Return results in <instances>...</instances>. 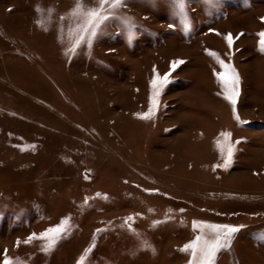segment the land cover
Instances as JSON below:
<instances>
[{
    "label": "rangeland",
    "instance_id": "1",
    "mask_svg": "<svg viewBox=\"0 0 264 264\" xmlns=\"http://www.w3.org/2000/svg\"><path fill=\"white\" fill-rule=\"evenodd\" d=\"M74 2L0 0V254L14 264H188L179 249L201 223L240 229L216 264H264V0H189L187 30L168 0H126L118 16L134 22L133 38L113 19L71 52ZM229 33L239 36L231 49ZM208 51L238 72L245 123ZM166 73L154 117L140 119L150 82ZM222 132L235 146L227 168L215 167ZM65 218L70 231L51 251L24 243Z\"/></svg>",
    "mask_w": 264,
    "mask_h": 264
},
{
    "label": "snow or ice",
    "instance_id": "2",
    "mask_svg": "<svg viewBox=\"0 0 264 264\" xmlns=\"http://www.w3.org/2000/svg\"><path fill=\"white\" fill-rule=\"evenodd\" d=\"M168 2L173 11L181 18L185 30L189 29L192 25L191 17L188 12L189 0H168ZM205 3L215 9L221 7V0H205ZM125 6L126 0H93L91 5H86L84 0H75L74 7L67 14V16L74 21V25L71 26L68 31V35L74 38L73 47L70 51L75 52L76 48L85 42L91 47L93 39L103 29L106 23L113 19H122L128 29L129 39L133 38L135 36V32L133 31L135 27L134 22L131 18L118 16L119 9ZM49 11L51 12V10ZM61 19L63 20L65 17L62 16ZM38 23L43 26V21H38ZM169 27H173V25L170 24ZM240 35H243V33ZM257 35L258 50L264 52V31ZM235 39H239V36L233 37L231 33L225 36V40L230 49ZM208 54L214 57L216 62L220 65L221 71L214 72V75H216L218 82L223 88L224 98L232 105L234 118L238 123H245L240 120L236 112L237 97L239 95L238 86L240 83L238 72L233 65L225 62L217 53L208 51ZM183 63L184 61L182 60L174 61L171 65L172 70H175L178 65ZM169 75L170 73H166L163 77H160L159 74H156L150 82L152 91L149 98V108L147 112L138 114L140 119L150 120L154 117L158 109V97L168 83ZM231 135L230 132H222L220 134L222 140H217L216 144L218 151L224 158V164L216 165L215 167L227 168L230 165L235 151V146L231 142ZM235 143L238 144L240 141H236ZM99 195L98 193L97 196ZM85 203H87V201H85ZM181 211H183V209H181ZM132 219L133 217L127 218L128 221ZM156 223L160 222L157 221ZM193 227L199 229V234L179 249L181 252L190 254L188 264H216L219 253L231 248V241L234 239V234L240 230L237 227L229 225L201 223H196ZM69 231V219L65 218L56 226L49 227L42 233L31 234L24 243L30 244L33 240H41L44 242L41 250L48 252L55 248V246L66 237ZM259 238L264 240V233L259 234ZM19 244L20 242L17 241V247H19ZM143 246L145 248L151 247L146 240L143 241ZM6 253L7 250H5L3 254H0V264H14V261H18L19 258L8 257Z\"/></svg>",
    "mask_w": 264,
    "mask_h": 264
}]
</instances>
